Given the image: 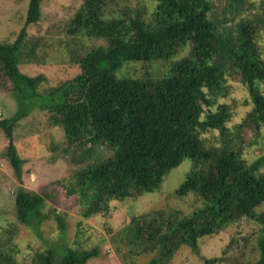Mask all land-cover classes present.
Listing matches in <instances>:
<instances>
[{
	"label": "trees",
	"instance_id": "obj_1",
	"mask_svg": "<svg viewBox=\"0 0 264 264\" xmlns=\"http://www.w3.org/2000/svg\"><path fill=\"white\" fill-rule=\"evenodd\" d=\"M41 2L28 0L24 25L11 41L0 40L1 78L10 82L18 107L11 118L0 117V131L8 141L2 157L17 182L16 221L38 236L46 219V196L22 187L23 161L12 143L13 128L35 104L48 112L50 126L62 127L68 148L106 144L113 151L111 157L78 170L65 187L68 195H76L83 219L106 216L113 201L157 191L171 169L191 161L173 194L195 195L200 208L188 215L153 211L132 219L124 230L143 252H155L147 264H169L181 246L196 251L201 238L242 218L261 226L259 258L250 264H264V211L256 212L264 203V174L259 171L264 158L247 163L241 142L230 146L239 136L229 134L230 109L218 102L226 76L235 74L251 103L235 131L256 135L264 128V92L259 86L264 83V61L255 41L264 16L242 17L247 0H227L220 11L213 0H151L148 20L143 11L132 12L126 0H81L65 35L104 44L76 60L79 74L73 79L40 96L37 90L45 77L20 73L18 60L22 53L27 62L33 61L39 44L26 41V27L39 21ZM182 49L186 55L172 60L161 78L115 75L124 62L170 61ZM208 131L219 133V146L204 144L201 136ZM98 254L96 248H66L54 260L46 251L35 264H86ZM0 264L17 263L10 252L0 250Z\"/></svg>",
	"mask_w": 264,
	"mask_h": 264
},
{
	"label": "rangeland",
	"instance_id": "obj_2",
	"mask_svg": "<svg viewBox=\"0 0 264 264\" xmlns=\"http://www.w3.org/2000/svg\"><path fill=\"white\" fill-rule=\"evenodd\" d=\"M126 1L132 12L143 11L144 19L148 20L152 10L151 0ZM213 1L220 11L227 0ZM80 3L81 0H42L39 21L26 27V41L39 45L35 48L32 62H27L20 53L18 68L26 76L45 77V83L37 90L40 96L50 88L73 79L79 74L76 60L90 49L104 44L103 40L71 38L65 35L66 24ZM27 4L28 0H0V40L11 41L19 32L24 25ZM263 16L264 0H247L242 17L257 19ZM238 20L239 17L234 22ZM260 25L255 41L260 58L264 61V22ZM186 53L182 49L170 61L124 62L115 71V75L118 78L133 79L146 76L161 78L167 74L171 61ZM259 86L264 92V83ZM11 89L10 82L1 78L0 73V117L4 119L11 118L18 110L17 103L11 96ZM218 102L225 103L230 109L231 118L226 125L229 134L239 136L230 146L241 142L242 158L247 163L264 158V128L256 135L248 130L239 134L234 129L251 109L247 91L239 82L238 76L233 73L226 76L224 90ZM28 105L24 101L23 109L27 110ZM28 110L30 112L13 128L12 143L23 161L22 187L26 191L46 196L42 210L46 219L39 226L38 236L15 219L14 190L17 182L8 162L2 157L8 141L0 131V250L10 252L17 264H35L37 256L46 251H51L54 260H57L66 248H96L98 256L86 264H147L155 256V252H143L127 231H124L131 220L157 210H176L188 215L200 208L202 203L195 195L177 197L173 194L192 168L191 161L187 159L163 177L157 191L124 201H113L106 216L96 215L83 219L76 195H68L65 187L78 170L111 157L113 151L106 144H99L98 147L89 144L73 145L68 148L62 127L49 125L47 111L35 104ZM201 137L205 145L219 146L221 143L217 131H208ZM259 171L264 174V163ZM261 211H264V203L256 209L257 213ZM56 217L61 219L62 228ZM260 229L261 226L253 220L242 218L215 235L201 238L196 251L181 246L169 264L254 263L259 258L257 241Z\"/></svg>",
	"mask_w": 264,
	"mask_h": 264
}]
</instances>
